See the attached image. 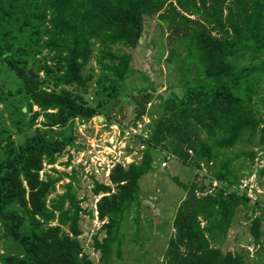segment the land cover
Segmentation results:
<instances>
[{
  "label": "trees",
  "instance_id": "16d2710c",
  "mask_svg": "<svg viewBox=\"0 0 264 264\" xmlns=\"http://www.w3.org/2000/svg\"><path fill=\"white\" fill-rule=\"evenodd\" d=\"M156 15L170 32L169 60L180 58L178 69L189 74L181 80L185 90L155 96L161 83L139 73L147 85L126 96L132 127L150 120L147 137H137L141 160L116 164L109 184L94 182L100 198L95 210H84L74 170L59 195L67 176L46 167L64 154L68 167L72 152L86 150L77 142L78 122L102 117V125L125 134L129 124L110 107L120 104L135 72L132 54L118 50L138 49L144 19ZM15 135L24 141L17 144ZM239 143L246 150L228 155ZM160 149L195 172L189 184L174 178L186 196L160 264H264V208L240 190L253 174L264 189V167L255 168L264 157V0H0V226L24 249L21 256L1 253L0 264H95L80 240V217L94 213L102 225L92 247L99 264H113V254L122 253L124 215L140 207L139 181ZM239 159L249 162L244 176L233 166ZM241 208L252 255L221 249Z\"/></svg>",
  "mask_w": 264,
  "mask_h": 264
},
{
  "label": "rangeland",
  "instance_id": "374dc122",
  "mask_svg": "<svg viewBox=\"0 0 264 264\" xmlns=\"http://www.w3.org/2000/svg\"><path fill=\"white\" fill-rule=\"evenodd\" d=\"M158 15L144 19L145 30L138 49L121 47L118 50L121 53L132 54V71L135 73H131L129 78L123 83L125 96L120 97V104L110 107V110L113 118L124 120L125 123L129 124V127L126 128L128 131L133 128L130 120L134 116L132 115L133 106L127 103L130 97L126 95L135 94L141 86L147 85V82H143L147 79V74L152 76L151 78L154 81H158L162 85L161 89H157L155 92V96H158L164 90L167 91L175 88H179L181 91L185 90V84L181 80H184L183 77L189 75L182 69L181 71L178 69L180 58L175 57L173 62L169 60L167 35L170 32L166 29V23L161 22ZM92 64L94 67L96 66L95 62H92ZM95 73L97 72L95 71ZM139 73L145 75V77L142 75L143 81L139 79ZM93 88L94 85L90 90L89 98L93 96ZM154 100L158 103L157 99ZM145 119H148V117ZM6 123L9 124V120ZM101 123H103V118L99 122L97 117L87 122L84 126L80 124L76 125L75 134L77 142L85 145L86 150L77 155L72 152L71 154L74 157L68 167L64 165L68 160V155L64 154L59 159V163L52 166L57 173L50 172L52 167H46L45 171L55 177L58 175L67 176L57 184V194L61 195L65 191L64 187L71 181V177L69 176L74 174L72 173L74 170L76 177V182L74 183L73 181L74 190L77 193L78 199L82 202L81 207L87 211L95 210L96 202L100 198L93 196L92 189L94 188V182L105 183L103 176L96 178L91 174V171H94L92 161L100 160L104 164L107 156L122 159L126 155H131L134 160H139L140 154L138 151L143 149L137 138L141 135L140 131L136 132V136L127 134L128 131L124 135H121L117 127L114 126L109 129ZM147 133L149 134V132ZM14 139L17 144L24 141L21 135H15ZM246 148L245 144L239 143L232 151L228 152V155L246 150ZM127 149L133 150V152L129 153L126 151ZM153 154V171L139 181L141 186L140 207L136 210V207H133L129 213L127 212L124 215L119 233L123 244L122 253L119 259H117L115 253L113 254V264H160L164 261L168 241L175 234L173 222L176 212L186 196L185 190L177 184L174 178L177 177L184 184H189L195 180V172L192 166L184 165L182 162H172L163 168L161 164L165 153L160 149L154 151ZM87 159L89 161H86ZM130 160L129 157L128 163L131 162ZM244 161L239 159L233 164L239 176H244L248 171L249 162ZM255 163V168H259V165L264 166L262 153L259 154ZM254 173L256 174V172ZM241 182L242 187L240 190L247 189L248 197L252 200L259 199L263 205V209L264 189L257 184L259 182L256 176L253 174L248 179L243 178ZM244 185L248 187L245 188ZM54 196L52 195L51 197ZM258 213V217L264 216L263 212L260 211ZM101 225L102 223L97 219L96 213H94L93 219L88 214H82L80 217V227L83 232L80 240L85 253L95 264H99L100 254L94 251L92 247L93 237L97 235ZM249 225L246 218V209L241 208L233 226L228 232L225 243L221 246L224 253L242 252L241 248H245L250 255L253 254V252L246 248L248 243L251 242ZM262 230L264 232V221ZM3 234V228L0 226V254L2 253L7 256H21L24 254V249L21 245L11 238L4 237ZM98 238H103V233L98 235ZM254 260L259 261L256 257L254 259L250 258V262L253 263Z\"/></svg>",
  "mask_w": 264,
  "mask_h": 264
},
{
  "label": "built area",
  "instance_id": "2783aa9c",
  "mask_svg": "<svg viewBox=\"0 0 264 264\" xmlns=\"http://www.w3.org/2000/svg\"><path fill=\"white\" fill-rule=\"evenodd\" d=\"M146 118V117H145ZM145 118H143V121L142 122H137V125H136V127H133L130 131H128L127 129H126V131H125V133L127 132V134H129V135H133V136H136L137 135V131H140L141 133V135L140 136H143L144 138H146L147 137V135H148V133L147 132H149V130H147L146 132L144 131V129H145V126L146 125H148L149 124V122H150V120H149V118L148 119H145ZM85 125L86 123L85 122H78L77 123V126L78 125ZM117 127L118 128V131L120 132V134H121V131H120V128H119V126L118 125H116V124H114L113 126H111L110 128H112V127ZM122 135V134H121ZM142 148H143V146H141ZM144 149V148H143ZM142 149V150H143ZM127 151V150H126ZM132 151V150H131ZM140 151V150H139ZM138 151V152H139ZM189 153L190 154H192V152L191 151H189ZM165 156V159L163 160V162H162V164H161V166L164 168V167H167L170 163H172V162H177L178 161V159L174 156V155H171V154H165L164 155ZM129 157H130V161L131 162H129L128 163V161H129ZM128 159V160H127ZM141 160V155H140V158H139V160H134L133 158H132V156L131 155H126L124 158H122V159H116V158H114V157H112V156H107V160H106V162H104V164L103 163H101V161L100 160H98V161H92L93 162V164H94V171L92 170L91 171V174H93V176L94 177H100V176H103V178H104V181H105V183L104 184H109V174H110V172H111V170L115 167V165L116 164H122V165H124V166H127V165H129V164H131V163H133V162H136V161H140ZM86 161H89V159H87ZM127 162V164H125V162ZM259 167H264V166H260L259 165ZM244 187L245 188H247L248 186L247 185H244ZM97 214V213H96ZM247 249H249V251H251V252H253V249L252 248H247Z\"/></svg>",
  "mask_w": 264,
  "mask_h": 264
},
{
  "label": "water",
  "instance_id": "95a60500",
  "mask_svg": "<svg viewBox=\"0 0 264 264\" xmlns=\"http://www.w3.org/2000/svg\"><path fill=\"white\" fill-rule=\"evenodd\" d=\"M101 119H102V117H98V121H99V122L101 121Z\"/></svg>",
  "mask_w": 264,
  "mask_h": 264
},
{
  "label": "clouds",
  "instance_id": "9594fccd",
  "mask_svg": "<svg viewBox=\"0 0 264 264\" xmlns=\"http://www.w3.org/2000/svg\"><path fill=\"white\" fill-rule=\"evenodd\" d=\"M177 162H180V161H177ZM177 162H176V163H177ZM169 165H170V164H169ZM96 215H97V214H96Z\"/></svg>",
  "mask_w": 264,
  "mask_h": 264
}]
</instances>
